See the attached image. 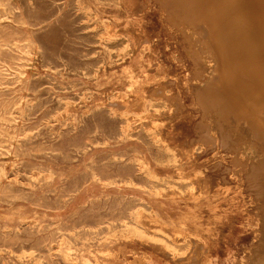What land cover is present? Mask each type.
<instances>
[{
    "label": "rangeland",
    "instance_id": "374dc122",
    "mask_svg": "<svg viewBox=\"0 0 264 264\" xmlns=\"http://www.w3.org/2000/svg\"><path fill=\"white\" fill-rule=\"evenodd\" d=\"M160 6L0 0V264L248 261L256 200L230 154L196 134L193 71L208 54L191 57Z\"/></svg>",
    "mask_w": 264,
    "mask_h": 264
},
{
    "label": "bare ground",
    "instance_id": "6f19581e",
    "mask_svg": "<svg viewBox=\"0 0 264 264\" xmlns=\"http://www.w3.org/2000/svg\"><path fill=\"white\" fill-rule=\"evenodd\" d=\"M157 1L163 7V10L165 11V14H166L170 24H172V26L174 25L176 27V29L180 32V34L183 35L185 41L188 44V52L187 53H189L191 55V57H193L194 52L191 51L190 49H192V47H194V46L196 48V46H197L198 52L201 53L202 56H204L205 53L208 54L206 57H204V58L202 57V59H201V61L205 63L204 67L206 69H203V71H199V70L193 71L194 72V79H193V83L191 85L192 97H193V100L195 101L197 109L201 115V120H199L200 122L196 127V134L198 137L197 139L199 141L206 143V144L210 143V144L219 145L221 148H223L224 150H226L230 154L232 161L234 162V164L237 165L236 167H238V166L241 167V171L245 177L247 187L251 190L253 197L256 200V203L258 206V211H259V218L261 221V229L258 230L259 233H258L257 238L255 240V246L250 250L249 259L244 264H264V0H157ZM139 7H141V6H139ZM89 11H90V9H89ZM167 18H165V19H167ZM98 20H99V18H98ZM114 24H116V23L114 22ZM108 26H109V24H108ZM108 36H109V34H108ZM116 36L118 37V34ZM129 37H131V36H129ZM122 41H123V39H122ZM98 47H100V46H98ZM204 48H206V49H204ZM121 49H122V46H121ZM127 50H128V48H127ZM190 55H188V56L190 57ZM176 61H178V60H176ZM127 72H128V70H127ZM199 73L201 74V76ZM202 74H203V76H202ZM94 79H96V78H94ZM169 84H171V83H169ZM163 90H165V88ZM90 94H91V92H90ZM163 95H164V93H163ZM156 97H158V96H156ZM160 99H161V97H160ZM158 100H159V98H158ZM163 100H165V98ZM130 103L131 102H129V104ZM152 103H153V101H152ZM168 103H170V102H168ZM121 104H123L122 101H121ZM168 105L171 106L170 104H168ZM174 106L176 107V110H182L184 108V106L182 105L179 98L175 99ZM174 106H172V107H174ZM165 108H167V107H165ZM159 109L161 110V108H159ZM167 109H169V108H167ZM168 111H170V109ZM150 113H151V111H150ZM150 113H148V114H150ZM163 113H165V112H163ZM141 114H143V113H141ZM136 115H137V113H136ZM156 116L159 117V115H156ZM153 117H155V116L153 115ZM162 117H166V116L162 115ZM166 118H168V117H166ZM169 118H171V117H169ZM149 119H151V118H148L147 120H149ZM145 122H144V124H145ZM149 125L150 124L148 123V126ZM127 126L125 128H127ZM143 126H145V125H143ZM150 129H151V127H150ZM152 129H154V128H152ZM243 129L249 130L250 135L252 137V138L249 137L251 140H249V139L247 140L246 138H248V137L243 138V136H244V135H242V134H244L242 132ZM241 132H242V134H240ZM245 136H246V133H245ZM159 141H160V139H159ZM194 142H196V141H194ZM200 146L202 147V145H200ZM97 147H98V145H97ZM156 147H158V146H156ZM39 150H41V149H39ZM177 152H178V150H177ZM177 152H176V154H177ZM178 154L180 155V153H178ZM185 158H186V156H185ZM226 168H228V167H226ZM148 175H150V174H148ZM99 177H100V174H99ZM97 179H99V178H97ZM183 184H184V182H183ZM175 185H176V183H175ZM196 186H197V184L195 185L194 188H197ZM197 191H198V189H197ZM171 193H170V195H172ZM188 193H186V194H188ZM177 194H180V193H176V195ZM193 194L192 195L189 194V195L193 196ZM163 196H165V195H163ZM182 196L183 195H181V197ZM144 216H146V215H144ZM146 218L148 219L149 217L146 216ZM148 224H149V222H148ZM121 226H122V224H121ZM125 227H127V226H125ZM152 228H154V227H152ZM79 229H81V228H79ZM132 231H134V230H132ZM156 232L158 233V231H156ZM20 233H21V231H20ZM75 235L76 234H74V236ZM136 236H138V235H136ZM176 236L174 235V237H176ZM63 241H64V239H63ZM155 241H157V240H155ZM191 241H192V239H191ZM114 242H116V241H114ZM12 243L14 244V242H12ZM153 243H155V242H153ZM192 243L194 244V242H192ZM50 247H52V246H50ZM165 247H167V246H165ZM196 247H198V246H196ZM188 248H190V247H188ZM191 248H192V245H191ZM58 249L60 250V248H58ZM155 250H157V249H155ZM174 251H176V250H174ZM171 254H170V256H173ZM197 254H199V253H197ZM36 256H38V255H36ZM187 256H185L184 259ZM64 257H66V256H64ZM139 257H140V255L138 256V258H136V260L134 261L133 264H137V262L143 261V260H141L142 258L139 259ZM189 258H191V257L189 256ZM189 258H187V260ZM194 260H195V258H194ZM22 261H20V262H22ZM181 262L182 261H180L179 264H182ZM188 262H189V260H188ZM188 262H187V264L190 263V262L189 263ZM183 263H184V260H183Z\"/></svg>",
    "mask_w": 264,
    "mask_h": 264
}]
</instances>
